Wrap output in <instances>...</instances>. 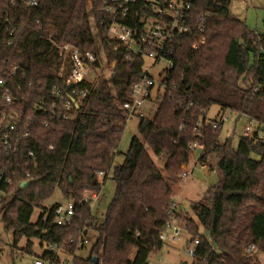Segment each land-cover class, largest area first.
<instances>
[{
  "label": "trees",
  "instance_id": "obj_1",
  "mask_svg": "<svg viewBox=\"0 0 264 264\" xmlns=\"http://www.w3.org/2000/svg\"><path fill=\"white\" fill-rule=\"evenodd\" d=\"M40 2V7L25 9L21 2L8 7L7 0H0V22L6 11L13 19L0 23V77L7 81L0 86V116L17 110L20 131L30 133V146L23 141L11 165L20 174L30 171L32 180L0 210V221L13 232L14 243L26 237L29 251L33 238L42 247H66L74 264H148L151 253L163 248L161 233L167 222L180 218L179 211L169 212L172 185L189 162L198 120L218 105L219 112L232 109L240 118L254 117L260 127L255 139L240 137L237 146L232 135L220 139L223 120L211 118L202 128L205 149L200 158H217L220 175L203 200L193 204L198 224L191 218L192 226L185 227L192 242L199 240L192 264H256L259 255L246 248L255 244L264 252V36L233 15L232 0H196L195 17L201 11L211 13L207 28L202 34L196 29L176 34L167 56L174 66L164 72L167 88L160 92L159 110L153 118L139 119V136L133 137L123 162L114 165L127 124L119 103L141 79L146 60L139 55L129 61L126 48L115 49L108 41L115 17L104 10V0ZM202 35L206 41L196 48ZM65 42L97 53L104 46L109 60L118 59L111 75L91 87L76 116L68 119L61 107L55 113L41 106L62 83L57 45ZM14 66L17 72L9 78ZM7 86L17 98L11 105L2 98ZM212 120H217V129ZM2 144L0 132V159L7 161ZM148 147L164 159L167 176ZM110 171L116 192L102 218L93 214L92 205L78 203L72 224L53 225L58 201L31 221L35 207L43 206L56 190L71 187L79 196L100 192ZM200 224L209 237L200 233ZM90 229L98 233L90 254H76L84 247L76 240ZM60 256L49 249L35 255L57 262Z\"/></svg>",
  "mask_w": 264,
  "mask_h": 264
},
{
  "label": "built area",
  "instance_id": "obj_2",
  "mask_svg": "<svg viewBox=\"0 0 264 264\" xmlns=\"http://www.w3.org/2000/svg\"><path fill=\"white\" fill-rule=\"evenodd\" d=\"M196 0H104V10L112 14L115 19L110 24L108 29V41L115 49L120 46L126 48V59L131 61L136 56H143L145 58V65L141 74V79L135 82L131 90L126 93V99L119 103L121 113L126 122L134 117L153 118L159 110V95L160 92L166 91L167 84L164 76L160 81L156 80L150 73V69L158 64L161 59L168 61V67L163 71L172 68L174 61L168 58L170 47L173 44L177 33H188L192 29H196L198 34H202L207 28L210 18V11H201L193 15V3ZM21 2L25 9L36 8L41 6L40 0H7V6H15ZM135 19L138 23L132 25L130 20ZM10 12L2 16L1 24L5 25L10 23ZM53 41V40H52ZM206 41L205 36H201L195 47L198 48ZM54 42V41H53ZM58 51L62 57L61 76L62 83L60 86H55L52 90L53 97L49 99L45 97L41 103L43 108H50L55 113L61 107V115L63 118L68 119L75 117L80 108L82 100L88 96L92 86H95L103 75H111L118 59L109 60L104 46L97 53L95 51L83 50L79 45L65 42L58 44ZM151 59L153 64L146 68L147 60ZM69 65L68 73L65 74V69ZM17 72V67H12L9 73V78H14ZM84 82L87 86L78 87L77 85ZM7 84L6 78L0 77V86ZM51 97V96H50ZM2 98L9 105L16 103L17 98L10 92V87L7 86L6 93ZM193 101L190 102V105ZM232 109H226L222 113L219 120L227 121L230 119L229 112ZM17 110L4 112L0 116V132L2 137L3 152L7 157V161L0 159V204L12 199L16 190L23 187V182H30L31 172L25 171L20 174L16 167H12L11 160L14 154L20 149L23 141H26L25 146H30L27 137L29 131H20L18 126ZM206 114V113H205ZM209 114V113H208ZM206 114L204 118L198 120L195 129V140L189 144L191 156L189 162L192 161V156L195 155L197 160L193 166L188 167V163L184 169L181 170L180 176L182 179L189 177L199 166L202 169L216 170L215 161L211 157L206 160L200 158L205 149L204 143L200 140L202 137V128L207 122L211 121L210 116ZM247 122L244 124L241 132V137L247 139H255L260 127V123L254 117L248 116ZM214 129L218 128V122L212 120ZM182 129V127H181ZM49 149H54L53 145ZM30 156H34L32 150L29 151ZM100 192L86 191L82 196L75 194L72 190L64 193L63 199L59 201L55 207V217L52 222L53 225H69L72 224L76 216V207L78 203L94 204L99 198ZM177 210V203L171 202L169 212ZM176 221L170 220L163 232L161 239L165 242L167 238L166 230L169 226L174 228V239L181 233V226L175 224ZM87 235L82 232L78 240V246H85L87 243ZM72 241L74 239L72 238ZM199 240L193 241L196 245ZM49 250H57L58 252H65L56 244H48ZM190 254L194 257L195 248H190ZM246 252L256 253L264 257V252L258 250L255 244H250L246 248ZM74 255L65 257L60 261L53 259L44 260L41 257H35L31 264H74ZM61 258V256H60ZM69 258V259H68ZM183 264H191L185 262Z\"/></svg>",
  "mask_w": 264,
  "mask_h": 264
},
{
  "label": "rangeland",
  "instance_id": "obj_3",
  "mask_svg": "<svg viewBox=\"0 0 264 264\" xmlns=\"http://www.w3.org/2000/svg\"><path fill=\"white\" fill-rule=\"evenodd\" d=\"M230 7L235 17L246 21L251 30H255L258 34L264 36V0H232ZM92 24L94 25V19L92 20ZM152 64L153 61L151 59L147 60L146 68H149ZM167 67L168 61L166 59H161L156 66L150 69V73L156 80L160 81L164 75L163 70ZM219 110L220 108L218 105H213L208 115L210 118H220L222 113L219 114ZM229 114L230 119L222 123L220 139L224 140L232 135L233 144L237 146L244 124L247 122V118H240V116L234 111H230ZM139 122L140 120L138 117H134L127 122L118 147V153L114 165L123 162L133 137L139 136ZM148 151L155 158L159 168L163 170L164 176H167L168 173L164 170V159H159L150 147H148ZM210 157L215 161L216 170L209 172L208 170L202 169L198 164L189 177L182 179L179 178V174L178 178L180 180L173 183L172 201L177 203V210L180 213V218L176 223L181 226V233L176 239H174V228L173 226H169L166 230L167 238L165 239L163 248L157 252L151 253L148 264H183L185 262L192 264L193 257L189 251L191 247L195 248V245L190 240L192 234L185 229V227L190 228L192 226V219L198 224L193 204L202 201L211 186L216 185L219 181L220 168L218 166L217 158L212 155ZM191 158L192 161L188 162V167L190 168L197 160L195 155ZM185 166L186 165H183L181 170L184 169ZM181 170L179 172H181ZM72 189L73 188L71 187H65L63 190H56L52 197L43 202V206L35 207L31 221L36 222L39 219L42 209H44L43 207H51L56 202L63 199L66 191ZM115 192L116 182L113 179V172L110 171L99 193L100 198L92 204L93 214L102 218L107 212ZM1 216L2 213H0V217ZM199 229L200 233L204 234L206 237L210 236L209 230L204 225L200 224ZM0 233L2 237L0 241V264H31L36 254H40L45 249H48L47 244L43 247L40 246V240L38 238H33L34 245L32 246V251L28 250L26 237L20 239L16 245L13 240V232L6 231L1 221ZM97 236L98 233L95 230L90 229L86 237V245L81 249H76V254L84 257L88 256L96 242ZM64 248L65 252H61V259L67 256H72L68 253L66 247ZM256 264H264V257L258 256Z\"/></svg>",
  "mask_w": 264,
  "mask_h": 264
},
{
  "label": "water",
  "instance_id": "obj_4",
  "mask_svg": "<svg viewBox=\"0 0 264 264\" xmlns=\"http://www.w3.org/2000/svg\"><path fill=\"white\" fill-rule=\"evenodd\" d=\"M29 182H23L22 183V186L25 187ZM94 260L95 261H98V257H94Z\"/></svg>",
  "mask_w": 264,
  "mask_h": 264
}]
</instances>
